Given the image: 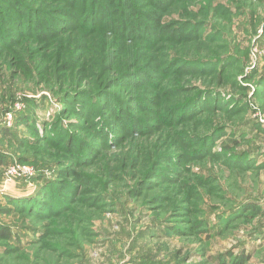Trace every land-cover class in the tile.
I'll use <instances>...</instances> for the list:
<instances>
[{
  "label": "rangeland",
  "instance_id": "rangeland-1",
  "mask_svg": "<svg viewBox=\"0 0 264 264\" xmlns=\"http://www.w3.org/2000/svg\"><path fill=\"white\" fill-rule=\"evenodd\" d=\"M1 159L0 264H264V0H0Z\"/></svg>",
  "mask_w": 264,
  "mask_h": 264
},
{
  "label": "trees",
  "instance_id": "trees-1",
  "mask_svg": "<svg viewBox=\"0 0 264 264\" xmlns=\"http://www.w3.org/2000/svg\"><path fill=\"white\" fill-rule=\"evenodd\" d=\"M105 13H101L100 14V17L102 18L101 20H103L104 18H106L105 17ZM76 17L74 16V18L73 19H75ZM94 21H95V19H94ZM56 22H60V21H56ZM65 25V24H64ZM126 25V23H125V21H123V22H120V25H119V27H116V29H123L124 28V26ZM80 27V26H79ZM81 27H83V26H81ZM140 27V25H137L135 28H134V30H135V32L137 31V28H139ZM90 102H93V100H91ZM100 140V139H99ZM135 143V142H134ZM3 163H4V161L1 159L0 160V166H2L3 165ZM38 192L39 193H43L44 192V194H42L41 196H44V197H46V200L45 201H42V200H40V199H38V201H42L41 203H37L36 205H37V207L35 208V209H40L41 207H44V206H48V204L50 203V197H48L47 196V194H48V192H50V183L49 184H47V186H46V188L43 186V185H41V187L39 188V190H38ZM37 192V193H38ZM38 196V195H37ZM54 197H55V201L56 202H58V198H56V195H54ZM37 199V197L35 198V199H32V200H36ZM46 204V205H45Z\"/></svg>",
  "mask_w": 264,
  "mask_h": 264
}]
</instances>
